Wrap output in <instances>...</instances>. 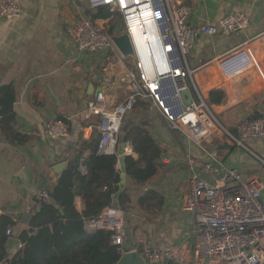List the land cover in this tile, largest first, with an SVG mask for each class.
<instances>
[{"label":"crops","instance_id":"0c3cea01","mask_svg":"<svg viewBox=\"0 0 264 264\" xmlns=\"http://www.w3.org/2000/svg\"><path fill=\"white\" fill-rule=\"evenodd\" d=\"M87 1L18 0L22 8L19 17L5 20L0 16V89L14 87L15 128L27 139L16 145L0 126V219L8 214L14 220L9 226L12 229L9 239L20 240L19 233L29 228L30 216L38 210L39 200L68 169L82 139L89 140L94 132L100 133L102 115L90 112L89 100L98 91H104L106 109L116 107L131 94L128 81L123 78L138 74L136 57L124 56L116 45L99 53L78 49L69 33L70 26L81 17L93 19L92 14L101 7L86 8ZM190 3L192 25L219 26L222 17L231 11L251 17L250 26L243 31L200 35L187 63L184 61V68L194 70L186 78L193 100L197 101L200 93L207 101L214 89L226 93L222 104L210 105L225 134L216 133V144L208 137L200 146L181 130L172 128L152 99H141L127 113L123 127L140 125L148 129L162 154L157 173L145 182L136 181L126 170L122 192H127V212L117 206L122 192L117 201L118 192L114 195L116 205L110 207L121 209L126 215L128 236L123 246L126 251H142L146 241L156 248L177 245L192 232L194 216L185 209L193 175L189 167L191 157L210 160V152L228 167L264 181V137H251L239 145L227 133L238 134V125L244 119L264 118V0H191ZM111 17L93 20L99 23L110 21ZM123 28L124 24L113 25L106 31L119 34ZM245 43L257 68L237 78H226L218 59ZM185 100L181 96L184 107ZM54 119L69 122H66L67 137L54 138L48 134L47 123ZM122 141L125 140L119 144ZM126 142L127 166L128 156L139 160L140 154L130 141ZM118 146L117 168L122 174ZM93 153L92 148L85 150L80 160L83 173L88 172L86 161ZM62 163L64 167L59 171L58 165ZM121 182L120 177L119 190ZM148 195L149 199L141 203ZM48 198L49 194L45 199ZM75 204L78 211L84 210L83 197L77 196ZM92 225V220L87 221L86 229H98ZM189 240L193 248L194 238L190 236ZM21 246V240L17 245L8 242L7 258H12ZM193 264L206 263L194 258Z\"/></svg>","mask_w":264,"mask_h":264},{"label":"built area","instance_id":"2783aa9c","mask_svg":"<svg viewBox=\"0 0 264 264\" xmlns=\"http://www.w3.org/2000/svg\"><path fill=\"white\" fill-rule=\"evenodd\" d=\"M91 7L109 6L119 12L124 28L121 33L131 36L138 74L123 78L128 81L131 94L112 109H106L105 93L98 91L89 100V110L102 115L99 131L100 149L115 153L119 144L125 117L141 99H152L166 115L172 128L181 130L200 146L221 126L210 105L198 93V100L181 110V92L188 88L186 78L194 70L184 68V61L193 50L200 35H215L222 31L233 34L250 26L251 17L238 11L225 14L220 25L190 24L191 0H88ZM22 13L18 0H0V16L14 20ZM138 27L146 36V45H139L133 36ZM69 33L80 51L99 53L114 46L112 36L98 22L88 17L77 19ZM119 33V34H121ZM147 39V38H146ZM160 56V62L156 54ZM158 63H161L158 64ZM226 78H237L244 72L257 68L256 60L247 43L227 52L218 59ZM159 65L161 69H159ZM169 75L173 79H169ZM222 127V126H221ZM47 132L54 138L69 135L68 124L60 119L47 123ZM236 144L244 145L251 137H264V118H247L238 125V134L227 132ZM208 153V152H207ZM210 160L197 157L189 159L193 175L186 197L185 209L194 216L192 232L177 245L156 248L145 242L142 251L148 264H193L194 258L206 264H264V181L247 177L240 170L228 167L212 153ZM48 197L47 193L43 194ZM92 227L114 232L113 242L124 249L128 236L125 213L110 207ZM12 234V229L7 230ZM190 236L194 247H190Z\"/></svg>","mask_w":264,"mask_h":264},{"label":"trees","instance_id":"16d2710c","mask_svg":"<svg viewBox=\"0 0 264 264\" xmlns=\"http://www.w3.org/2000/svg\"><path fill=\"white\" fill-rule=\"evenodd\" d=\"M118 12L108 6H101L92 14L94 20L107 19ZM226 93L220 89L210 92L209 105L222 104ZM15 89L12 85L0 89V126L7 138L14 144L24 143L26 135L15 128ZM68 124L69 122L66 121ZM130 141L140 159L127 157L126 170L138 182H145L157 173L161 148L150 131L143 126H133L122 131L119 141ZM101 133L94 132L89 140L82 139L79 150L71 160L68 169L49 190L48 199L39 200V210L29 219V228L19 233L22 246L7 258V230L14 223L13 218L2 215L0 219V264H111L118 261L122 252L114 244V232L105 228L94 231L86 229V222L100 217L104 209L116 205L114 195L119 190L120 171L117 168L116 153L99 152ZM88 148L94 150L86 161L87 173L81 171L80 160ZM83 197L85 208L78 211L75 200ZM149 197L141 199V203ZM127 192H122L117 206L128 211ZM149 199V198H148ZM59 204L64 211H60ZM164 264H174L167 261Z\"/></svg>","mask_w":264,"mask_h":264},{"label":"water","instance_id":"95a60500","mask_svg":"<svg viewBox=\"0 0 264 264\" xmlns=\"http://www.w3.org/2000/svg\"><path fill=\"white\" fill-rule=\"evenodd\" d=\"M112 40H113L114 44L116 45V47L119 49V51L124 56H126V57L135 56L133 42H132L131 36L128 33L125 32V33H121V34H114L112 36ZM168 77L170 80L173 79L172 75H169ZM180 94L184 99H186L185 100L186 106L190 105L192 103L193 97H192L190 89H185ZM182 110H183V105L181 104L180 112H182ZM123 129L125 131H127L129 129V125H125L123 127ZM127 145H128V143L126 141H122L118 146L119 163H120L121 173H122L121 174L122 182L120 184V190L116 194L115 201H117L119 195L121 194V192L123 191V189L125 187L126 155L124 154V152H125V148L127 147ZM63 167H64V163L58 165L59 171ZM56 207L60 209L62 214H64V211L59 204H57ZM39 209L40 208H38V210ZM8 242L12 245H17V244H19L20 240L17 238H10ZM111 264H148V261H147L146 257L143 254H141L138 250H130V251L124 252L118 261L111 263Z\"/></svg>","mask_w":264,"mask_h":264},{"label":"rangeland","instance_id":"374dc122","mask_svg":"<svg viewBox=\"0 0 264 264\" xmlns=\"http://www.w3.org/2000/svg\"><path fill=\"white\" fill-rule=\"evenodd\" d=\"M88 3V5H86V8H88L89 6H91L90 5V2L89 1H87ZM106 30H108L109 29V26H113V25H118V26H120L121 25V27L123 26V23H122V20H121V17H120V15L119 14H114L112 17H111V19H110V21H105V22H103V21H101V22H99ZM216 133H220L221 135L223 134H225V132H224V130H223V128L221 127V126H219L218 125V128L215 130V132L213 133V135H211L209 138H208V140L209 141H212L214 144H216L217 142H218V136L216 135ZM222 135V136H223ZM205 145H208V143H205Z\"/></svg>","mask_w":264,"mask_h":264},{"label":"bare ground","instance_id":"6f19581e","mask_svg":"<svg viewBox=\"0 0 264 264\" xmlns=\"http://www.w3.org/2000/svg\"><path fill=\"white\" fill-rule=\"evenodd\" d=\"M133 36L135 37V39H136V41H137V43L139 45H146V41L149 40L148 38H153L154 37L151 32H149V35L146 36L138 27H135L133 29ZM156 56H157L156 57L157 61L160 62V60H161L160 58L161 57L158 56V52H157ZM158 64L161 65V63H158ZM160 65H159V69H161Z\"/></svg>","mask_w":264,"mask_h":264}]
</instances>
